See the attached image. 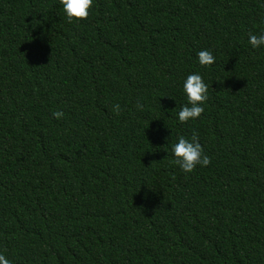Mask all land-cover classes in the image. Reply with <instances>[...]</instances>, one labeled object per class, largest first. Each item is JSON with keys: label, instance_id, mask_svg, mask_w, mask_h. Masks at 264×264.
I'll use <instances>...</instances> for the list:
<instances>
[{"label": "trees", "instance_id": "1", "mask_svg": "<svg viewBox=\"0 0 264 264\" xmlns=\"http://www.w3.org/2000/svg\"><path fill=\"white\" fill-rule=\"evenodd\" d=\"M262 19L264 0H93L72 21L60 0H0V252L264 264ZM193 71L208 98L181 124ZM193 132L210 162L184 173L170 145Z\"/></svg>", "mask_w": 264, "mask_h": 264}, {"label": "clouds", "instance_id": "2", "mask_svg": "<svg viewBox=\"0 0 264 264\" xmlns=\"http://www.w3.org/2000/svg\"><path fill=\"white\" fill-rule=\"evenodd\" d=\"M60 4L65 17L72 21L73 19L86 18L89 15L93 0H60ZM261 23H264V19ZM248 44L252 49L264 48V29L258 32H249ZM215 59L212 51L208 48L196 52L197 63L203 67L212 65ZM182 92L186 98V103L181 105L176 112V119L181 124L194 121L204 111L205 102L208 98V84L204 82L200 72H189L182 81ZM136 107L140 109L142 105L137 102ZM112 111L118 115L121 111L120 105L114 104ZM52 115L59 119L63 116V112L54 111ZM170 152L173 156L172 163L184 173H191L197 165L204 167L210 162L195 132L189 138L178 135L175 142L170 145ZM0 264H12V262L0 252Z\"/></svg>", "mask_w": 264, "mask_h": 264}]
</instances>
